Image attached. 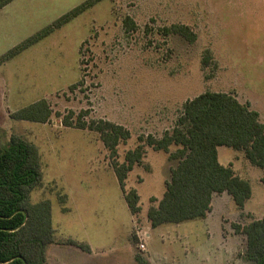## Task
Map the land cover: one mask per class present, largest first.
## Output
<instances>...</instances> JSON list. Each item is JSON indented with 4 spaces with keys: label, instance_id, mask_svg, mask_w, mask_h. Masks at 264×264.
Segmentation results:
<instances>
[{
    "label": "rangeland",
    "instance_id": "1",
    "mask_svg": "<svg viewBox=\"0 0 264 264\" xmlns=\"http://www.w3.org/2000/svg\"><path fill=\"white\" fill-rule=\"evenodd\" d=\"M86 1L14 0L0 8V58ZM126 17L135 30H126ZM173 24L190 26L196 41L164 35ZM207 49L215 64L205 68ZM207 91L234 93L264 122V0H103L0 65V141L19 136L39 148L44 178L31 201H52L55 242L46 264H136L133 252L150 264H254L233 224L264 218V169L243 152L219 148L220 162L252 185L243 210L224 193L204 219L152 228L148 211L176 164L169 153L145 146L143 164L129 173L127 188L137 189L142 207L134 216L100 135L63 124L87 111V121L125 126L131 138L118 149L123 163L140 137L172 131L186 102ZM40 99L54 112L48 123L11 117Z\"/></svg>",
    "mask_w": 264,
    "mask_h": 264
},
{
    "label": "trees",
    "instance_id": "2",
    "mask_svg": "<svg viewBox=\"0 0 264 264\" xmlns=\"http://www.w3.org/2000/svg\"><path fill=\"white\" fill-rule=\"evenodd\" d=\"M12 1L0 0V8ZM101 1L87 0L66 13L46 29L8 51L0 58V65ZM124 24L128 31L137 28L131 17H126ZM163 32L167 36L180 35L191 43L197 39L196 33L186 24L163 27ZM213 64V55L207 49L203 65L207 68ZM81 84L80 81L71 89ZM53 114L49 102L40 99L13 112L11 117L45 124ZM87 115V111L82 112L74 121L75 113L72 112L64 117L63 124L100 135L132 215L141 212V199L137 189L127 188V179L135 166L143 164L145 146L169 153V159L176 162L170 170V179L166 182L162 199L148 211L152 228L204 219L213 209L215 196L224 193L231 196L240 210L244 209L252 198V185L249 180L239 176L232 165L226 166L220 162V147L241 151L252 165L264 169V122L250 103L241 102L231 92L207 91L189 99L172 131H166L161 138L154 135L140 137V144L126 153L123 163L118 161V149L131 138V132L125 126L109 120L87 121ZM173 146L177 147L175 151H172ZM43 178L41 154L35 144L19 136H12L5 146L0 141V264L47 263L48 247L55 242L52 201H31L32 192L41 186ZM59 201L66 203L68 195H59ZM233 226L237 233L246 237V257L254 264H264V218ZM66 244L91 251L87 243L67 240ZM135 258L138 264H150L141 253Z\"/></svg>",
    "mask_w": 264,
    "mask_h": 264
},
{
    "label": "crops",
    "instance_id": "3",
    "mask_svg": "<svg viewBox=\"0 0 264 264\" xmlns=\"http://www.w3.org/2000/svg\"><path fill=\"white\" fill-rule=\"evenodd\" d=\"M150 235H151V234H150L149 232L146 233V237L150 238ZM143 244H144V243H143ZM144 245H145V248H144V249H147V245H146V244H144ZM74 247H75V246H74ZM146 253H147V252H146ZM135 257H136V256H135V252H133V253H132V258L134 259L135 263L138 264L137 261H136V259H135ZM150 261H151V260H150ZM151 263L153 264L152 261H151Z\"/></svg>",
    "mask_w": 264,
    "mask_h": 264
},
{
    "label": "built area",
    "instance_id": "4",
    "mask_svg": "<svg viewBox=\"0 0 264 264\" xmlns=\"http://www.w3.org/2000/svg\"><path fill=\"white\" fill-rule=\"evenodd\" d=\"M141 247H142V248H145V245H144V244H142V245H141Z\"/></svg>",
    "mask_w": 264,
    "mask_h": 264
}]
</instances>
